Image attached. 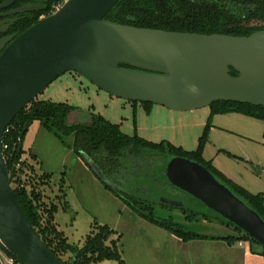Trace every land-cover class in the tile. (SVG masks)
Masks as SVG:
<instances>
[{
    "label": "water",
    "instance_id": "water-1",
    "mask_svg": "<svg viewBox=\"0 0 264 264\" xmlns=\"http://www.w3.org/2000/svg\"><path fill=\"white\" fill-rule=\"evenodd\" d=\"M0 4V34L37 5ZM118 0H65L15 36L0 37V243L20 264H63L25 216L11 185L3 134L15 115L67 71L129 101L174 110L233 101L264 106V29L249 35L138 27L104 19ZM11 18H6L9 16ZM120 64L128 65L121 67ZM231 68L238 73L234 76ZM81 159L109 181L83 152ZM164 176L264 246V220L197 161L172 157ZM180 206L181 202L161 198ZM0 264H3L0 259Z\"/></svg>",
    "mask_w": 264,
    "mask_h": 264
},
{
    "label": "trees",
    "instance_id": "trees-1",
    "mask_svg": "<svg viewBox=\"0 0 264 264\" xmlns=\"http://www.w3.org/2000/svg\"><path fill=\"white\" fill-rule=\"evenodd\" d=\"M3 1L0 0V4ZM64 1L15 0L7 9L23 5L37 7L16 14V21L10 25L7 33L17 36L42 17L53 13ZM104 19L168 31L243 36L264 29V0H118ZM120 66L128 67L125 64ZM230 73L238 75L232 68ZM211 106L216 112L235 111L264 120V106L233 101H217ZM77 109V106L64 102L34 99L15 115L8 126L10 132L3 137V143H7L3 153L8 171H13L11 183L16 198L43 243L63 264H91L106 258L125 264L118 246L121 234L113 238L111 236L115 231L108 224L93 220L83 244L77 246L69 242L63 231L58 229L54 216L58 204L46 193L52 175L45 171L38 172L31 161L33 159L38 162L37 156L23 147L25 135L33 122H38L77 156L83 152L105 178L124 188L125 191L121 192L100 180L105 189L118 197L138 217L167 230L183 242L198 239H224L229 243L249 241L260 245L264 256L261 243L189 194L195 205L203 207L202 210L194 208L189 212L201 213L206 218L214 217L230 224L236 234L217 237L189 229L187 225L173 220L172 214L160 215L159 209L176 205L160 198L154 202L150 198L156 194L158 181L177 189L164 176L163 169L172 157L181 156L202 164L264 220V193H252L214 168L210 161L202 157V139L195 150L187 151L165 140L152 142L137 134L127 135L117 124L94 111L88 112L85 121H69L70 114ZM69 137L71 141H68ZM17 162L19 166H15ZM64 196L65 193L58 195L57 201L60 202ZM161 196L165 197L158 194V197ZM62 208H67L65 199L62 200ZM177 208L183 212L188 211L184 203ZM0 252L19 262L1 243Z\"/></svg>",
    "mask_w": 264,
    "mask_h": 264
},
{
    "label": "rangeland",
    "instance_id": "rangeland-1",
    "mask_svg": "<svg viewBox=\"0 0 264 264\" xmlns=\"http://www.w3.org/2000/svg\"><path fill=\"white\" fill-rule=\"evenodd\" d=\"M35 99L77 106L78 109L70 114L69 121H85L88 112L94 111L117 124L127 135L137 134L152 142L165 140L187 151L195 150L202 139V157L210 161L214 168L248 191L264 193L263 119L235 111L216 112L211 105L174 110L160 104L145 105L125 100L98 88L72 71L54 79ZM71 139L69 137L68 141ZM23 147L36 153L38 162L30 160L38 172L51 173L46 193L56 201L58 195L65 193L67 208H62V198L60 202H55L58 208L54 215L58 228L69 242L81 246L93 220H97L115 231L111 237L121 234L118 246L127 264H171L168 254L159 257L156 254L154 241L157 233L147 229L149 225L146 222L139 223V219L137 221L135 218L137 215L105 189L81 156L64 147L38 122L30 125ZM11 185L13 187V183ZM158 185L156 194L150 197L154 202L158 198H166L184 203L188 208L183 212L177 206L167 207L159 209L160 215L172 214L173 220L201 233L219 236L236 234L230 224L214 217L206 218L201 213L189 212L194 208L202 210L203 207L195 205L185 192L162 181H158ZM158 194L165 197H158ZM91 264L118 262L106 258Z\"/></svg>",
    "mask_w": 264,
    "mask_h": 264
},
{
    "label": "crops",
    "instance_id": "crops-1",
    "mask_svg": "<svg viewBox=\"0 0 264 264\" xmlns=\"http://www.w3.org/2000/svg\"><path fill=\"white\" fill-rule=\"evenodd\" d=\"M55 202L58 201L55 200ZM135 218L137 221L139 219V223L145 224L146 222V225H149L147 229L157 233L156 242L154 241L156 254L158 257L168 254L171 264H264L262 248L258 244H252L249 241L229 243L224 239H198L183 242L167 230L142 220L138 216ZM125 264H127L126 261Z\"/></svg>",
    "mask_w": 264,
    "mask_h": 264
},
{
    "label": "built area",
    "instance_id": "built-area-1",
    "mask_svg": "<svg viewBox=\"0 0 264 264\" xmlns=\"http://www.w3.org/2000/svg\"><path fill=\"white\" fill-rule=\"evenodd\" d=\"M8 126L4 130L3 137H4L5 134H8L10 132V129H9ZM2 146H3V151H4V149L7 148V143L4 144L3 141H2ZM15 166H19V162L15 163ZM0 259H1L3 264H20L19 262H16L13 257H9V256H7L5 254L1 255V253H0Z\"/></svg>",
    "mask_w": 264,
    "mask_h": 264
},
{
    "label": "flooded vegetation",
    "instance_id": "flooded-vegetation-1",
    "mask_svg": "<svg viewBox=\"0 0 264 264\" xmlns=\"http://www.w3.org/2000/svg\"><path fill=\"white\" fill-rule=\"evenodd\" d=\"M11 17H14L13 15L12 16H9V17H6V18H11ZM5 17H0V20L1 19H4ZM8 31V30H7ZM7 31L5 32V33H3V34H0V37H3V36H5V35H8L9 33H7Z\"/></svg>",
    "mask_w": 264,
    "mask_h": 264
}]
</instances>
